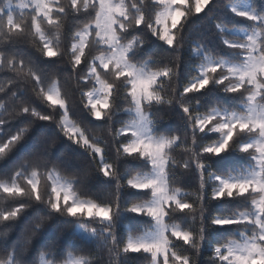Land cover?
<instances>
[{
    "label": "snow or ice",
    "instance_id": "obj_1",
    "mask_svg": "<svg viewBox=\"0 0 264 264\" xmlns=\"http://www.w3.org/2000/svg\"><path fill=\"white\" fill-rule=\"evenodd\" d=\"M210 3H0V73L10 74L0 87V94L7 92V99L0 100V109L7 110L9 103L16 105L15 110L6 112L7 119L0 117V130L21 114L32 118L0 139V158L36 121H49L67 140L87 152L92 168L84 174L96 172L114 181L111 201L100 202L83 193L77 181L84 174L68 172L64 160L49 159L58 137H48L38 156H25L16 170L0 176V264H264V12L241 9L225 0L223 7L252 21L253 27L236 39H223L225 47L235 54L233 59L214 56L203 40L192 41L191 54L198 63L193 64L189 81L181 86V50L189 44L181 37L183 24ZM213 27L220 34L228 30L221 20H214ZM146 32L172 50L165 62L160 63L153 54L138 56L148 43ZM20 45L23 50H18ZM28 49L53 63L41 67ZM62 65H67V70L60 71ZM62 72L70 73L68 79L74 80L79 90L81 111L103 123L70 119L76 100L62 90ZM210 84L235 103L214 101L203 106L192 94ZM28 96L48 111L38 109ZM158 105H178L183 112V129H157L160 121L172 115L170 111H154ZM122 112L126 118H120ZM161 112L165 115H158ZM206 134H214V138L201 142ZM177 149H182V159H177ZM225 152L240 155L242 163L226 173H217L208 158ZM128 159L143 164L128 168ZM122 165L127 172L123 179ZM193 167L200 182L196 232L174 218L177 213H186L190 224L196 220L197 206L185 200L188 193L176 186L177 177L173 175L176 169L186 172ZM209 181L212 187L206 201ZM121 189H134L141 196L125 207ZM18 200L27 203H16ZM214 200L236 201L241 206L212 215L205 223L207 206ZM35 204L43 205L47 214L37 209L21 221L25 210ZM122 211L147 217L149 222L137 233L121 236L114 220ZM56 215L64 217L65 222L52 224ZM49 226L54 236L33 251L34 238ZM212 226L232 227L211 243L208 229ZM65 233L84 239L102 234L106 237L107 261L87 245H65L61 249ZM185 245L191 254L182 250ZM57 250L66 252V256L58 259L54 255ZM205 252L210 255L203 259ZM133 253L142 259L132 260L129 254Z\"/></svg>",
    "mask_w": 264,
    "mask_h": 264
},
{
    "label": "trees",
    "instance_id": "obj_2",
    "mask_svg": "<svg viewBox=\"0 0 264 264\" xmlns=\"http://www.w3.org/2000/svg\"><path fill=\"white\" fill-rule=\"evenodd\" d=\"M250 8L255 9L258 13L264 12V0H247ZM3 0H0L2 3ZM65 4L68 3V0H63ZM225 0H211V3L204 9L203 12L190 15L183 24L181 31V37L187 41L189 44L181 50V60L178 70V84L181 86L189 81V78L194 72L193 64L198 63V59L191 54V42L195 40H203L208 49L211 50L214 56H222L227 59H233L234 53L227 49L223 44L224 38L236 39L239 36L232 31L239 30L245 31L253 27V22L249 21L242 17H237L227 7H223ZM231 4H235L237 0H230ZM214 20H221L227 25L228 30L224 33H217L216 29L213 27ZM139 31V30H138ZM145 36L148 40V43L144 45L139 51L138 56L143 58L146 55L153 54L159 57L160 63L165 62L167 58L166 54L170 53L172 50L167 49V46L164 45L161 41L157 40L155 37H152L150 33H145ZM18 50H23L24 46H17ZM34 59V62L38 63L41 67L45 64L51 65L52 61H46L42 58H38L36 54L31 50H27ZM59 63V62H58ZM67 65H62L59 69L60 71H65ZM70 75L69 72H62L59 76L60 86L63 91L68 93L72 99H75V106L73 107V114L70 116V119H81L91 124H101V121L93 120L88 114L84 111H81V106L79 104V90L75 86V82L72 79H68ZM10 74L0 73V87H3L6 83V80L9 78ZM51 79H57L56 76H52ZM15 89H13L14 91ZM87 90V89H85ZM5 94H0V100L7 99ZM200 99V102L203 106L212 104L214 101L222 102L225 104H234V100H230L229 96L225 95L222 90L219 88H214L213 85H209L207 88L201 90L199 93L192 94ZM27 99L34 104L38 109L43 112H47L48 109L38 101L28 96ZM19 103V102H17ZM122 108H127V105H121ZM167 105L155 106L154 111H170L172 115L168 118L165 117L160 121L156 127L160 131H165L169 129L182 130L183 129V112L178 105H173L168 108ZM16 105L9 103L7 110L0 109V117L7 119L6 112L15 110ZM160 116H164L163 112L158 113ZM120 118H126V113H121ZM32 119L28 115L21 114L16 119L7 122L3 126V130H0V139H3L6 135H10L12 132H15L17 128L23 126V123ZM118 126V125H117ZM92 127V126H90ZM98 130V129H97ZM43 134V135H42ZM95 134V133H93ZM51 136L58 137L57 143L52 148V151L49 155V159H61L66 162V170L68 172H73L78 170L80 173H88L92 168L90 163V158L88 157L87 152L81 149L79 146L73 144L71 141L67 140L59 131L55 128L54 124L49 121H36L29 131L25 134L13 148L4 156L0 158V176H6L12 171L16 170L22 163L25 156H38L47 144V138ZM190 140V135H189ZM209 138H214V134H206L202 137L201 142H206ZM177 159H182L184 153L182 149H177L175 153ZM242 157L236 153L225 152L217 156H211L208 158V163L211 166L212 170L217 173H226L230 169L237 168L242 163ZM128 168H137L143 164L142 161H135L132 159L127 160ZM121 170L124 176L127 175V172L124 171L122 165ZM173 175L177 177L178 184L177 187H180L183 192H187L188 195L185 197V200L189 203H192L197 206L196 220L189 223V216L186 213H177L175 215L176 222L181 223L185 228H191L192 231L196 232L199 229V201L197 200V193L199 192V177L196 173L195 168H191L188 171H183L176 169L174 170ZM3 178V177H0ZM77 184L79 185L80 190L83 193L91 195L94 199L100 202H108L113 198V185L114 181L108 178L101 176L99 173L91 172L90 174L81 175L78 179ZM211 182L209 181L205 188V200L207 201V193L211 192ZM141 193L137 192L134 189H121V203L126 207L127 204L135 199L139 198ZM27 203L26 200H18L16 203ZM7 203V202H5ZM241 206L236 201L228 200H219L211 201L208 204V211L205 215V223L209 217L215 214L223 215L229 213L233 208ZM39 209L41 214H47V210L43 205H31L22 214L20 220L23 221L28 217L32 216L34 212ZM65 222V218L59 215H56L52 220V224H60ZM116 225V230L121 236H127L129 232L137 233L139 228L144 223L149 222V218L137 216L134 213L121 212L114 220ZM232 226H224L223 228L219 226H212L208 229V236L211 243H215L217 239L225 235ZM54 229L49 226L46 228L41 235L34 238L33 240V251H36L37 247L42 246L46 241L51 239L54 236ZM11 235V233H10ZM230 238V237H226ZM61 249L65 245L76 246L79 244L87 245L90 251H95L98 255H103L105 262L107 261V248H106V237H103L102 234H97L96 236H91L88 239H84L82 236L74 233H65L61 237ZM182 244V242H181ZM182 250L187 251L191 254L192 250L189 249L186 245L183 246ZM2 255V253H0ZM54 255H57V258H62L66 256V252H61L57 250ZM130 258L134 261L141 260L142 257L140 254H129ZM210 255V252H205L203 254V259H206ZM146 264V262H145Z\"/></svg>",
    "mask_w": 264,
    "mask_h": 264
},
{
    "label": "rangeland",
    "instance_id": "obj_3",
    "mask_svg": "<svg viewBox=\"0 0 264 264\" xmlns=\"http://www.w3.org/2000/svg\"><path fill=\"white\" fill-rule=\"evenodd\" d=\"M234 5L241 9H251L247 0H237ZM232 32L239 36L244 31L234 30Z\"/></svg>",
    "mask_w": 264,
    "mask_h": 264
}]
</instances>
